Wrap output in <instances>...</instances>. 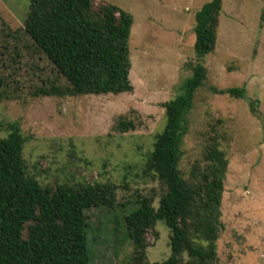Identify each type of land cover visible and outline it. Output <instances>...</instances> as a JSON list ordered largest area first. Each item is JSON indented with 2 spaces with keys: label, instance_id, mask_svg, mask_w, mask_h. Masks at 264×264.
<instances>
[{
  "label": "rangeland",
  "instance_id": "obj_1",
  "mask_svg": "<svg viewBox=\"0 0 264 264\" xmlns=\"http://www.w3.org/2000/svg\"><path fill=\"white\" fill-rule=\"evenodd\" d=\"M211 1L97 0L134 17L129 46L135 90L94 96L74 95L26 33L31 1L0 0V138L8 135L9 124H20L29 173L44 188L78 183L117 187L115 214L95 213L90 232L93 264H131L135 248L125 218L139 208L141 199L159 206L165 188L146 171L147 157L166 126L164 103L181 94L192 75L187 64L196 60L195 15ZM222 5L216 49L203 59L209 86H246L247 91L244 98L216 95L209 87L197 92L180 167L188 173L202 159L208 124L222 119L228 140L221 148L229 171L220 263L264 264V0H222ZM252 101L258 102L257 116ZM120 116L133 121L136 130H116ZM18 225L17 217L0 216L2 261L10 250L6 243L11 233H6ZM170 236L159 221L148 237V264L170 257Z\"/></svg>",
  "mask_w": 264,
  "mask_h": 264
},
{
  "label": "trees",
  "instance_id": "obj_2",
  "mask_svg": "<svg viewBox=\"0 0 264 264\" xmlns=\"http://www.w3.org/2000/svg\"><path fill=\"white\" fill-rule=\"evenodd\" d=\"M30 1L25 31L69 82L74 95L134 92L129 46L134 18L130 12L97 0ZM222 10V0H212L195 15L196 60L187 64L192 75L185 80L182 93L164 103L166 126L146 161V171L165 192L158 208L141 199L139 208L125 218L127 237L135 248L131 264H148V237L159 221L171 231V255L155 264H221L218 241L225 230L222 205L229 171V159L221 148L228 140L222 119L208 124L202 159L188 173L180 164L187 118L194 111L197 92L209 87L216 95L244 98L247 91L246 86L224 90L209 86L203 59L216 49ZM257 107L258 102L252 101L256 116ZM8 127V135L0 138V216L17 217L19 225L6 233H11L6 243L10 250L0 264H93L90 232L95 213L115 214L116 185L42 187L29 173L20 124ZM115 129L126 133L136 130V125L120 116ZM95 225L101 237L100 223Z\"/></svg>",
  "mask_w": 264,
  "mask_h": 264
},
{
  "label": "crops",
  "instance_id": "obj_3",
  "mask_svg": "<svg viewBox=\"0 0 264 264\" xmlns=\"http://www.w3.org/2000/svg\"><path fill=\"white\" fill-rule=\"evenodd\" d=\"M133 18H134V17H133ZM130 76H131V78H132V73H131V75H130ZM133 85H134V84H133Z\"/></svg>",
  "mask_w": 264,
  "mask_h": 264
}]
</instances>
